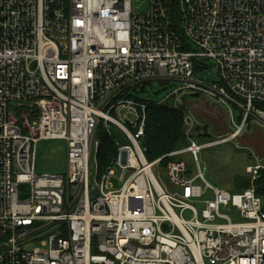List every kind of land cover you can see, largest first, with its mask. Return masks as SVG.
Segmentation results:
<instances>
[{
    "label": "built area",
    "instance_id": "1",
    "mask_svg": "<svg viewBox=\"0 0 264 264\" xmlns=\"http://www.w3.org/2000/svg\"><path fill=\"white\" fill-rule=\"evenodd\" d=\"M148 1L134 15L130 0H0V264H264V166L229 193L199 163L264 127V0ZM207 61L219 82L198 78ZM154 83L177 87L159 104L131 96ZM189 95L224 109L231 132L199 144L183 112L186 147L147 161V107ZM102 136L115 151L103 168ZM50 141L65 144L64 174L36 173Z\"/></svg>",
    "mask_w": 264,
    "mask_h": 264
},
{
    "label": "rangeland",
    "instance_id": "2",
    "mask_svg": "<svg viewBox=\"0 0 264 264\" xmlns=\"http://www.w3.org/2000/svg\"><path fill=\"white\" fill-rule=\"evenodd\" d=\"M130 8L134 15L145 14L150 9V3L148 0H130ZM205 65L206 69L198 74V78L219 82V77L213 71V63L207 61ZM176 87L174 84L161 85L159 83H154L152 86L140 85L131 96L147 103L159 104ZM177 108L182 109V114L186 112L190 115L196 127L197 125H205L213 140L226 138L232 130L225 110L212 100L189 95L188 100ZM231 111L234 120L238 122L240 111L232 106ZM110 133L119 144H127L126 138L116 127H111ZM194 134H196V131L193 130L192 136ZM65 150V144L59 141L37 144L36 173L40 175L64 174L66 167ZM182 158L187 165V169L194 175L197 168L191 157L184 155ZM199 161L200 167H204L205 179L210 184L229 193H233L232 182L235 176L247 177L251 184V177L247 174L246 168L258 163L264 166V127L254 123L243 130L235 139L202 150L199 154ZM114 170L118 173L116 168ZM161 179H165L164 175H161ZM114 184L115 187H118L117 181ZM26 248H40V244L30 245Z\"/></svg>",
    "mask_w": 264,
    "mask_h": 264
},
{
    "label": "trees",
    "instance_id": "3",
    "mask_svg": "<svg viewBox=\"0 0 264 264\" xmlns=\"http://www.w3.org/2000/svg\"><path fill=\"white\" fill-rule=\"evenodd\" d=\"M168 9L175 11V0H163ZM146 127L144 146L146 147V160L152 162L172 151L185 148L187 143L184 137V124L182 109L175 108L165 103L160 105H149L146 109ZM251 125H248L249 128ZM196 134L192 136L199 144L212 142L205 125H197L194 129ZM115 153L110 140L102 136L97 159L101 168L105 167L109 159ZM169 159L161 161L159 167L163 170ZM188 172H190L188 170ZM233 193H240L250 187V180L247 177L235 176L232 182ZM256 192L264 200V170L259 171L254 181Z\"/></svg>",
    "mask_w": 264,
    "mask_h": 264
},
{
    "label": "water",
    "instance_id": "4",
    "mask_svg": "<svg viewBox=\"0 0 264 264\" xmlns=\"http://www.w3.org/2000/svg\"><path fill=\"white\" fill-rule=\"evenodd\" d=\"M182 100H186V97L184 96V97H182ZM95 192H93V194H94ZM24 197V196H23Z\"/></svg>",
    "mask_w": 264,
    "mask_h": 264
}]
</instances>
